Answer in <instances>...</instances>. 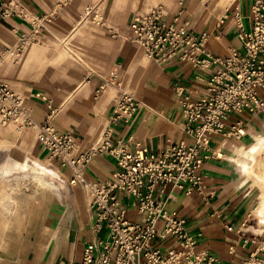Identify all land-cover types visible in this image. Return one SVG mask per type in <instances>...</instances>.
Segmentation results:
<instances>
[{
    "label": "crops",
    "instance_id": "1",
    "mask_svg": "<svg viewBox=\"0 0 264 264\" xmlns=\"http://www.w3.org/2000/svg\"><path fill=\"white\" fill-rule=\"evenodd\" d=\"M22 1L35 17L48 18L41 22L36 34L39 42L21 54L19 66L13 64L8 59L11 56L4 51L13 48L18 38L30 32L33 25L15 18L0 23V76L16 93L24 96L25 105L28 107L29 104L31 116L37 123L49 119L59 133H72L76 154L88 153L101 138L114 110L116 96L126 91L136 97L141 106L129 123L116 126L112 136L115 142L126 143L130 150H134L139 142L153 153H160L181 141L192 144L193 139L186 132L188 121L182 100L204 96L207 80L222 68L221 64L198 67L177 57L147 59L143 49L132 41V21L143 9L136 6L139 0H112L107 8L89 16L70 0ZM252 2L239 0L236 4L245 16L247 29H251L252 24ZM235 6H229L222 14L214 0H172L170 5H162L159 9L167 22L172 23L179 17L176 25L188 24L197 34L209 32L207 48L224 58L233 50L243 48L233 17ZM96 12L100 22L94 20ZM250 115L252 113L240 111L228 119V125L241 119L245 135L212 136V154L202 170L205 175L203 192L187 194L175 189L165 206L186 219L187 232L198 237V249L208 250L218 258V264H246L259 247L258 238L250 236L244 227V201H238L228 189H222L219 166L213 160V148L218 147L223 138L239 140L247 137ZM0 123L2 126L9 124H3L1 120ZM220 154L218 152V157L223 156ZM37 164L54 170L58 176L40 173ZM29 168L33 172L24 173ZM117 168L116 159L104 151L83 165L82 174L88 180L106 181ZM14 169L59 197L62 188H67L57 170L37 160L10 158L0 167V174ZM118 195L121 206L127 209V217L135 222L144 221L145 216L139 212L136 200L123 191ZM90 201L89 196L84 213L72 210L63 219V226L58 227L54 241L38 247L33 260L27 258L19 263L5 260L1 264H79L85 246L96 237ZM163 225L164 222L159 221L160 229ZM149 245L168 251L178 247V240L170 235L157 238ZM258 255L264 256V252Z\"/></svg>",
    "mask_w": 264,
    "mask_h": 264
},
{
    "label": "built area",
    "instance_id": "2",
    "mask_svg": "<svg viewBox=\"0 0 264 264\" xmlns=\"http://www.w3.org/2000/svg\"><path fill=\"white\" fill-rule=\"evenodd\" d=\"M92 13H95V6L86 14ZM251 15V29H247L241 7L235 6L233 17L243 48L233 50L224 58L207 48L209 32L197 34L188 24L178 26L179 17L172 23L167 22L159 8L137 14L132 21V41L143 49L147 59L177 57L198 67H209L213 63L222 66L207 80L204 96L182 100L188 121L186 132L193 139L192 144L181 141L160 153L151 152L139 142L130 150L126 143L113 140L116 126L129 123L141 106V102L126 91L116 96L114 110L101 138L88 153L76 154L72 133H59L49 119L37 123L25 105V98L0 76L1 122L38 129L50 163L71 168L74 172L71 183L79 181L91 197L96 237L85 246L79 264H218V258L208 250L198 249V237L187 232L186 219L165 206L175 189L187 194L203 192L205 175L202 170L212 154L214 134L227 137L246 134L241 119L228 125L231 114L240 111L255 114L264 110V0H253ZM93 17L100 22L98 12ZM8 18L33 25L30 32L18 38L13 48L4 51L17 60L39 33L41 22L48 17H35L22 0H5L0 2V23ZM104 151L116 159L118 168L109 180L86 179L82 174L83 165ZM120 191L136 200L139 212L145 216L144 221L135 222L127 217V209L121 206L118 195ZM159 221L164 222L161 229ZM170 235L177 238L178 247L162 251L149 245L157 238ZM261 252H264V241L259 242L246 264H264V256L258 255Z\"/></svg>",
    "mask_w": 264,
    "mask_h": 264
},
{
    "label": "rangeland",
    "instance_id": "3",
    "mask_svg": "<svg viewBox=\"0 0 264 264\" xmlns=\"http://www.w3.org/2000/svg\"><path fill=\"white\" fill-rule=\"evenodd\" d=\"M111 1L70 0L69 2L77 4L79 11H89L91 6H95V11H102L109 6ZM171 2L172 0H139L136 6L143 7L140 10L142 14L155 7L170 5ZM238 2L239 0L234 2L233 0H214L222 14H225L229 6L233 7ZM37 42L39 39L36 36L29 41L24 51L32 45L35 46ZM22 57L23 55L17 60L12 57L8 59L19 66ZM33 70H37L36 66ZM27 108L31 112L29 104ZM248 127L249 134L244 139L223 138L219 146L213 148V160H216L219 166V181L222 189H228L233 197L238 201H244V206L246 205L243 220L249 235L257 237L259 241H264L263 217L255 210L258 191L250 193L248 185L242 183L238 175L240 171L238 172L235 167L236 159L233 158L234 155L240 154L247 158L264 159V111L250 115ZM0 138L2 139L0 140V167L10 158L19 161L34 159L57 170L67 186V188H62L59 197L57 193L45 189L30 176L19 174L20 172L16 169L0 174V264L5 260L19 263L27 258L33 260L41 245L53 242L52 239L56 236L58 227L63 226V219L72 210L84 213L89 201V193L79 182L71 183V177L74 175L71 168L61 163H50L38 129L29 125L20 127L11 122L8 126H0ZM218 152L223 156L218 157ZM39 166L53 177L46 169L47 167L40 164ZM32 172L30 168L24 173L31 174Z\"/></svg>",
    "mask_w": 264,
    "mask_h": 264
},
{
    "label": "bare ground",
    "instance_id": "4",
    "mask_svg": "<svg viewBox=\"0 0 264 264\" xmlns=\"http://www.w3.org/2000/svg\"><path fill=\"white\" fill-rule=\"evenodd\" d=\"M237 148L240 149L242 147H237ZM233 158L236 159L235 160V167H236L237 171L238 170L240 171V174H238V175L240 176L239 178L241 179L242 183H245L248 185L250 193H254L255 191H258V194L256 197V200L257 199L258 200L256 201L255 210L258 213H260V215L263 217V221H264V159L260 158L257 160L254 157L247 158L246 156L240 155V154L234 155ZM30 167H32V166H30ZM37 167L40 170V173L48 175L47 172L42 170L38 164H37ZM46 169L52 175H54L56 177L58 176L57 172H55L54 170L49 169V168H46ZM77 169H79V168H77Z\"/></svg>",
    "mask_w": 264,
    "mask_h": 264
}]
</instances>
